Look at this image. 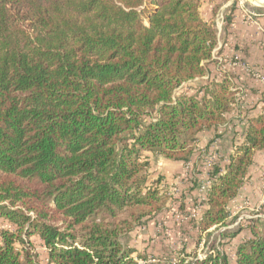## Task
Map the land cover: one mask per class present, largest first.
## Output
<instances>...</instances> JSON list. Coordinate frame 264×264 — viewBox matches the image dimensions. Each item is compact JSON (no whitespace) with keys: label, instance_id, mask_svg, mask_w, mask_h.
Returning a JSON list of instances; mask_svg holds the SVG:
<instances>
[{"label":"trees","instance_id":"1","mask_svg":"<svg viewBox=\"0 0 264 264\" xmlns=\"http://www.w3.org/2000/svg\"><path fill=\"white\" fill-rule=\"evenodd\" d=\"M200 9L201 0H0V219L13 227L0 230V264H39L32 239L47 264L146 259L119 237L165 205L151 157L187 166L199 134L218 136L227 114L246 112L230 71L193 95L177 92L208 77L221 55ZM236 10L233 2L224 14L223 45ZM258 97L259 110L242 116L240 142L210 166L202 212L189 220L197 242L228 225L229 206L264 152V89ZM242 231L248 238L234 264H264V218L221 233V247ZM184 255L175 264H191ZM193 264L230 261L217 249Z\"/></svg>","mask_w":264,"mask_h":264},{"label":"rangeland","instance_id":"2","mask_svg":"<svg viewBox=\"0 0 264 264\" xmlns=\"http://www.w3.org/2000/svg\"><path fill=\"white\" fill-rule=\"evenodd\" d=\"M233 2L236 3L237 8L234 14L235 20L229 29L228 43L224 46L223 17ZM200 13L205 21L214 26L218 44L221 47V55L218 59L216 56L214 61L208 65L209 74L205 80L197 84H184L177 92L193 95L196 88L206 82L207 78L220 79L222 73L230 71L238 76L237 107L246 111L243 114L253 115L259 110V91L264 89V8L254 7L247 0H201ZM250 13L256 16L250 17ZM251 51L258 56L259 63L250 64L248 62L247 55ZM235 56L241 60V63L247 65L245 69L232 70L229 64ZM256 106L258 108L254 110ZM243 114H239L238 110L227 114L226 122L217 132L219 137L212 132L199 134L198 151L187 167L181 163L160 160L157 156L147 155L151 157V177L155 178L162 174L165 181L163 183L166 185L162 184L168 194L165 205L156 218L144 227L123 233L119 237V242L124 249H134L145 255V260L132 255L138 264H175L184 254H190L188 262L193 264L199 257L214 255L217 249L220 252L224 251L230 264H234L235 248L238 243L248 238V234L242 231L224 248L221 247L220 236L223 232L237 230L249 220L263 219L264 152L256 155L247 181L237 198L231 202L229 206L231 216L227 226L211 228L207 233L202 234L197 242L196 232L189 220L199 218L202 212L201 202L204 200V193L209 185L210 166L217 161L225 163L233 146L240 142L245 126L242 121ZM213 137L215 139H212ZM211 140L213 141L209 143ZM199 152L201 154L199 167L194 170L193 164ZM194 171L199 172L197 176H194ZM192 179H197V185L191 193H188L187 189L192 186ZM181 202H183L184 209L179 207ZM12 228L0 219V230H11ZM32 245L34 252L38 254L39 264H47L46 250L41 242L32 239Z\"/></svg>","mask_w":264,"mask_h":264},{"label":"built area","instance_id":"3","mask_svg":"<svg viewBox=\"0 0 264 264\" xmlns=\"http://www.w3.org/2000/svg\"><path fill=\"white\" fill-rule=\"evenodd\" d=\"M254 16H256L255 14H253V13H250V17H254ZM229 66L232 68V70H235V69H237V68H242V69H245V67L247 66L246 64H244V63H241V60L237 57V56H235V57H233L231 60H230V64H229ZM249 70V69H248ZM183 86V85H182ZM181 86V87H182ZM180 87V88H181ZM187 167V166H186ZM208 187V186H207ZM207 189V188H206ZM263 218H264V216H263ZM205 257L206 256H204L203 258H198V260H203V259H205Z\"/></svg>","mask_w":264,"mask_h":264},{"label":"crops","instance_id":"4","mask_svg":"<svg viewBox=\"0 0 264 264\" xmlns=\"http://www.w3.org/2000/svg\"><path fill=\"white\" fill-rule=\"evenodd\" d=\"M231 5H232V4H231ZM231 5H230V6H231ZM230 6H229V7H230ZM229 7H228V8H229ZM228 8H227V9H228ZM227 43H228V40H227ZM227 43H225L224 46H226ZM217 49H218V51L221 50L220 44H218ZM217 59H218V57H217ZM258 59H259L258 56H255V53H253L252 51L249 52L248 55H247V60H248V62H249L250 64H256V63H259V62H258ZM205 79H206V78H203L202 80H205ZM161 159H162V158H160V160H161Z\"/></svg>","mask_w":264,"mask_h":264},{"label":"bare ground","instance_id":"5","mask_svg":"<svg viewBox=\"0 0 264 264\" xmlns=\"http://www.w3.org/2000/svg\"><path fill=\"white\" fill-rule=\"evenodd\" d=\"M254 6L264 7V1L262 0H247Z\"/></svg>","mask_w":264,"mask_h":264},{"label":"water","instance_id":"6","mask_svg":"<svg viewBox=\"0 0 264 264\" xmlns=\"http://www.w3.org/2000/svg\"><path fill=\"white\" fill-rule=\"evenodd\" d=\"M254 7H257V8H259V6H254ZM260 8H264V7H260Z\"/></svg>","mask_w":264,"mask_h":264}]
</instances>
